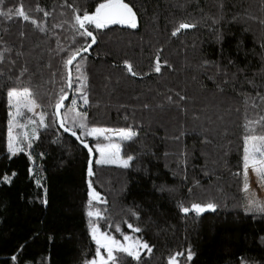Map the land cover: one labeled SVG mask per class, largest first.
<instances>
[{
  "label": "trees",
  "instance_id": "trees-1",
  "mask_svg": "<svg viewBox=\"0 0 264 264\" xmlns=\"http://www.w3.org/2000/svg\"><path fill=\"white\" fill-rule=\"evenodd\" d=\"M105 2L4 0V10L23 4L38 22L46 21L48 31L16 17L0 18V52L8 49L0 64V264H88L97 248L88 212L96 209L103 214L95 217L103 232L118 240L132 236L152 247L140 264H168L169 257L186 255L187 249L193 260L179 257L180 264H264V214L246 212L242 175V125L246 117L264 114L245 105L242 95L258 102L256 93L264 94V0H222L223 8L218 0H124L136 12L137 27L86 25L96 43L73 62L69 89L64 61L91 38L72 28L67 5L82 15ZM36 7L51 15L44 17ZM181 22L196 27L173 36ZM59 24L63 26L53 27ZM157 56L159 73L154 70ZM125 62L137 75L127 71ZM77 63L86 81L77 79ZM80 83L85 84L87 105L77 90ZM13 87L35 92L48 126L29 123L28 135L35 127L38 138L26 152L10 156L7 92ZM61 89L68 94L65 108L75 99L77 110L87 113L89 127L138 133L123 143L113 136L122 156L146 150L158 153L161 163L127 169L97 164L95 145L107 142L74 129L93 148L90 154L59 126L53 112ZM13 173L11 184L2 182ZM89 181L107 203L89 204ZM209 202L217 205L215 211L197 215L181 210V205ZM128 224L141 231L133 232ZM125 264L137 262L126 258Z\"/></svg>",
  "mask_w": 264,
  "mask_h": 264
},
{
  "label": "snow or ice",
  "instance_id": "snow-or-ice-1",
  "mask_svg": "<svg viewBox=\"0 0 264 264\" xmlns=\"http://www.w3.org/2000/svg\"><path fill=\"white\" fill-rule=\"evenodd\" d=\"M219 6L223 8L222 0H218ZM4 0H0V18H4L6 20H12L14 17L19 18L23 22H30L36 28H38L41 32H47L48 29L46 27V21L38 22L37 19L33 18L28 12L24 10L23 4H20L15 10L12 8H8L4 10L3 8ZM71 8L72 11V28L78 33L80 36L85 38L90 37L91 41L86 46L81 48H77L66 58L64 61L65 69L67 70V85L68 88L71 89L73 86L72 83V68L73 62L76 60L78 56L82 52H87L93 44L96 43V37L93 34V31L89 30L86 25H93L95 29H102L110 24H121L127 25L130 28L137 27V16L136 12L133 11V8L129 6L128 3H125L124 0H106L105 3L99 4L98 7L95 8L94 13L89 14L88 12H84L82 15L79 13V10L72 5H67ZM36 12H43L44 17H48L51 15L50 12L45 11L43 8L36 7L34 9ZM64 23H67L65 21ZM213 23H218V20H214ZM260 23L264 24V20H261ZM62 24L54 25L53 27H62ZM196 27L195 24H190L187 22H181L177 25L176 29L172 32L173 36H176L181 30L190 29ZM220 39V37H217ZM8 49H4L3 52H0V64H3L5 61L4 53L7 52ZM83 59V57H81ZM14 63V61L12 62ZM208 63V62H205ZM127 71L132 75H137L136 72L133 71L132 65L128 62H125ZM75 70L80 73L77 77L78 80L82 79L86 81L87 77L83 75L81 72V65L77 63L75 65ZM155 72L159 73L161 71V63L160 59L157 56L156 64L154 68ZM27 69H23L20 75H23ZM0 75H3L2 70H0ZM227 82V81H225ZM248 83L253 84L252 80H248ZM85 88L84 83H80L79 88L77 89L80 93V98L83 101L84 105L89 103L88 96L86 92L83 91ZM217 89L219 91H223V88L220 85H217ZM179 95V93H177ZM244 95L243 103L248 105L251 103L253 108L260 109L262 113H264V108H261V105H264V94L260 92L256 93L258 97V102L256 99H253L250 94H242ZM8 105L12 110L10 112L11 119L8 122V140H7V151L10 156H15L17 153L26 152V149H30L32 147V142L37 137V129L34 127L32 129V135L29 136L25 134L23 139L18 140V137L14 135L13 129L17 126L23 127V125L19 124L17 117L23 115L22 109H27L28 112H31L34 116H38V120L32 119L29 120V123L33 125H40L47 127L48 125L45 123L46 113L40 111L37 113V109L41 108L42 105L38 102L35 92L28 88L24 87L23 89L13 87L7 92ZM68 99V94L64 89H61L59 98L56 100L54 105L53 115L58 118L59 126L63 128L65 132H70V134L76 137L77 140H80L83 143L84 147L88 149L89 153L93 152V148L89 147L88 143L82 139L81 135L77 134V131L74 129L79 128L82 130L83 136H91L95 139L99 140L103 137L104 140L109 141L107 144L97 143L95 145V151L99 153V159L96 160L97 164H116L122 168L131 167V162L135 159L132 155L125 154L121 155V143L126 141H132L138 135V133L132 128H120V129H104V128H94L89 127L86 119L87 113L80 112L77 110V101L75 99L70 100L71 107L65 108L64 101ZM181 100L186 99L183 96H180ZM169 102H172V98L168 97ZM65 108L63 114L61 113V109ZM62 117V118H61ZM70 121L71 127L68 126V122ZM56 122V121H53ZM245 130L244 135V147H243V178H244V191L247 192L249 190L248 183V172L249 169L253 171V173L257 176L258 182L264 184V131H258L257 129H264V114H260L258 119L252 120L245 118V123L242 125ZM113 136L119 137L121 143H113ZM26 141V143H25ZM23 145V146H22ZM30 155V154H29ZM31 158V157H30ZM92 162L89 161L88 166V176H93ZM15 173L11 176L4 175L2 177V182L11 184L12 179L14 178ZM39 184V180H37ZM89 188L91 189L90 201L91 205L92 200H96L97 202L107 203L106 200H102L100 194L92 188V182L89 181ZM161 191L165 189L161 187ZM191 191V190H189ZM46 193V189H45ZM45 205H47V199L42 201ZM217 205L215 203L209 202L207 204L200 203H192L190 207H184L181 205V210L183 213L187 214L190 211H194L197 215L203 214L205 211H215ZM249 213H260L264 214V202L259 201L257 199H253L249 201L248 205ZM135 215V213H133ZM89 217L103 218V214L100 209L90 210L88 212ZM91 226V235L92 239L95 241L96 248V258L89 262V264H125L126 258H131L136 261L137 264H140L141 256L143 254L151 255L152 247L149 246L147 242H143L141 240L133 239L130 236L124 235L123 241L116 239L115 236L110 235L109 233H105L99 230L97 227L95 220L89 221ZM128 227L132 229L133 232H140L141 229L139 227H133L132 224H128ZM116 231L120 232L121 229L119 226H116ZM123 235V233H121ZM262 242H264V237L261 238ZM141 249L145 250L143 253ZM179 257H185L187 261H192L194 257V253L191 249L186 250L185 252H178L173 256L169 257L168 264H180ZM13 260H16L17 257L14 255L12 257Z\"/></svg>",
  "mask_w": 264,
  "mask_h": 264
},
{
  "label": "rangeland",
  "instance_id": "rangeland-1",
  "mask_svg": "<svg viewBox=\"0 0 264 264\" xmlns=\"http://www.w3.org/2000/svg\"><path fill=\"white\" fill-rule=\"evenodd\" d=\"M11 111L12 110H10V112ZM36 111H37V113H39V108ZM22 112H23V115L17 117V120L19 121V124L23 125V127L17 126L13 129V133H14V135H16L18 137V140L23 139L25 134H29V129H27V125L29 124V120L35 119L34 117H38V116H34L31 112H28L27 109H22ZM10 119H11V116L9 115V120ZM23 119H27V120L24 121ZM23 121H24V123H23ZM106 142L109 143V141H107V140H106ZM112 142L116 143L114 140H112ZM25 143H26V141H25ZM127 155H132L135 157V159H133V161L131 162L132 168L142 167V166H146L148 164L153 165V164L161 163V156L155 152H150V151L146 152V150H139L138 149L136 151L129 150L127 152ZM243 183H244V178H243ZM248 183L250 185L249 190L247 192L244 191V193H243V195H244V206H245V210L247 213H249L247 209H248V205H249L250 200L257 199L259 201L264 202V184H261L260 182H258L257 176L253 173V171L251 169H249V172H248ZM249 214H259V213H249ZM107 218H109V220L112 221V218L110 216H108ZM91 220H95V223H96L97 227L99 228V226L97 224V220L95 219V217H91ZM99 230L102 231L100 228H99ZM130 237H132V236H130ZM133 239H135V238H133ZM120 241L124 242L123 238ZM142 250L143 249H141V251ZM95 259H97V258H95Z\"/></svg>",
  "mask_w": 264,
  "mask_h": 264
},
{
  "label": "water",
  "instance_id": "water-1",
  "mask_svg": "<svg viewBox=\"0 0 264 264\" xmlns=\"http://www.w3.org/2000/svg\"><path fill=\"white\" fill-rule=\"evenodd\" d=\"M62 118V117H61Z\"/></svg>",
  "mask_w": 264,
  "mask_h": 264
}]
</instances>
